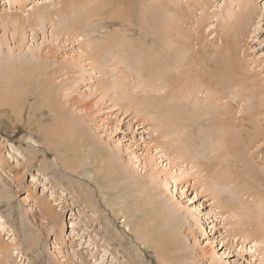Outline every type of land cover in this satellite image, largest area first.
<instances>
[{
  "label": "rangeland",
  "instance_id": "rangeland-1",
  "mask_svg": "<svg viewBox=\"0 0 264 264\" xmlns=\"http://www.w3.org/2000/svg\"><path fill=\"white\" fill-rule=\"evenodd\" d=\"M65 1L0 0V248L10 246L7 264H264V241L240 237L236 216L215 197L202 163L218 162V170H227L238 162L236 189L247 201L255 188L264 193V171L251 178L245 154L236 157L244 149L230 138L224 143L225 136L214 139L208 127L212 112L186 130L199 140L195 161L175 160L177 141H170L175 135L165 137L153 119L125 110L112 87L132 75L141 88L151 85L143 96L163 95L164 101L171 91L169 73L182 85L179 79L199 68L219 69L214 80L219 84L223 77L217 86L231 110L250 117L259 105L264 122V0L241 19L252 18L242 32L234 25L244 0H208L203 9L196 0H137L134 6L128 0L121 14L114 12L121 16L110 19L113 6L105 8L103 19H95L97 33L80 38L55 35L50 22L34 24V8L55 10ZM144 11L151 21L176 24L163 50L148 31L143 53L150 62L139 66L138 53L116 57L121 49L112 44L102 47L100 65L94 41L108 34L112 40L120 30L133 42L142 39ZM173 40L183 47L168 46ZM168 52L166 74L162 56ZM233 75L237 80L226 83ZM163 83L157 93L156 85ZM141 88L134 87L136 95ZM179 103L192 108L186 100ZM199 125L212 135L205 136ZM257 148L264 157V144ZM228 186H215L223 200L233 196Z\"/></svg>",
  "mask_w": 264,
  "mask_h": 264
},
{
  "label": "bare ground",
  "instance_id": "bare-ground-1",
  "mask_svg": "<svg viewBox=\"0 0 264 264\" xmlns=\"http://www.w3.org/2000/svg\"><path fill=\"white\" fill-rule=\"evenodd\" d=\"M136 1L137 0H130V3L133 4V6H134L136 4ZM244 1H245L244 4L241 6L242 8H240V10H237V12H235L236 18H237V23H235L234 26L238 30V32H240V31L242 32L244 30L243 29L244 24L247 25V23L251 22L252 18H247L243 21L241 19L243 17L250 16L251 14L253 15L255 12V9H256V4L258 3L257 0H244ZM128 2H129L128 0H66L62 4V6L60 5L61 6L60 8L55 9V10H50L49 6H47V7L38 6V7L34 8V10L32 11V13L34 15L33 21H34V24H37L36 26L43 25L46 22L52 23L55 26V30H54L55 35H58L60 33L65 32V34L68 36H75V38H80L81 36L85 35L86 32L90 33V34L97 33V31H98L97 29H99L97 27L100 26L99 25L100 21H96L95 19L97 17H98V19L102 18V13H103V10H105V8L106 9H107V7L112 8V6H113L112 11L110 13V15H111L110 19L111 18H118L119 16H121L120 15L122 12L121 10H124V7L127 6V4L129 5ZM194 3L199 4V7H201L202 9L207 7V5L209 4L208 0H196V2H194ZM240 3H242V0ZM197 4H196V7H198ZM129 8H130V6H129ZM114 12H116V13L120 12V14H116ZM112 14H114V15H112ZM201 14H202V12H201ZM65 15H67L68 17L67 18L65 17L66 18L65 21L61 20V22H62L61 23L60 18L62 17L61 19H65L63 17ZM142 17L143 18L141 19L140 23H142L143 25L145 24L144 26L140 25V26H143L141 28H142V31H144V33H145V36L142 39L136 40L134 38V42H133L132 36L128 37L129 35L126 33V30H124V31L120 30V32L122 34H119V32L115 33L118 36L117 37L111 36V37H114V38H112V40H111L109 34L104 35L100 42L98 40L97 41L92 40V41H94V43H97L96 45L98 46V48L100 50V51H98L97 49L94 50L95 58L97 59L98 63H100V65H102L104 63L103 55H102V52H103L102 47L103 46L108 47L112 44L114 46L115 45L119 46L121 49L117 54H115L116 57H120L122 52H124V53H127V56H125V57L121 56V57L124 60H127V58L129 57L130 54H134V53L137 54L138 53V55H139L138 64H140L139 66H141V64L144 65L147 61L150 62L151 61L150 59L152 57L149 58V56H147L146 54L143 53L149 44V36H146V33L147 34L149 33L148 31H150L151 35L156 34L159 37L161 46L158 43L159 46H157V47H161V50H163L164 43L172 38V36H168L167 34H170V32L168 33V31H170L169 29H172V28L174 29V26L176 25V24H174L175 22L169 21L163 25L157 19H154L151 21L148 18L146 11L143 12ZM234 17H235V15L233 17H230L231 21L233 20ZM16 22H18V21H16ZM234 22H236V21H234ZM17 24H19V22ZM122 27H124V26H122ZM175 28H176V26H175ZM124 29H126V28L124 27ZM145 31H147V32H145ZM154 38H156V37H154ZM92 41H91V43H92ZM170 43L171 44H168V46L180 45V47H183L181 45L182 41H179V40H177V42H174V40H173ZM97 46H96V48H97ZM149 47H150V45H149ZM156 48L154 47V49H156ZM142 54L145 55V58L142 57ZM104 55H105V53H104ZM173 55H175V54H173ZM136 57H138V56H136ZM170 57H171V52H168L167 54L165 53L162 56V58H163L162 60L165 61V63L162 62V65L164 67L162 69L163 73H166V74L168 73L169 58ZM136 59H138V58H136ZM154 60H157V58H154ZM120 62H122V61H120ZM158 62H159V60H158ZM216 62H215V65H216ZM214 67H216V66H214ZM229 68L230 67H228V69ZM199 69H200L199 72H197V70H196V73L191 72V74L188 77L184 76V78L179 79V80L183 81L182 85L177 83V79L171 73H169V75L166 77V79L171 80V82L168 83V86L171 85L170 88H168V89H170L171 91L166 92V94H165L166 98H163V99H165L164 101H160V100H162L161 98L163 97V95L159 96L158 94L157 95L148 94V95L143 96L142 93L145 92V90H146L145 88L147 86H151V85L142 83L144 85V87L141 88V81L140 82L137 81L138 78L135 77L134 75H133L134 76L133 78H132V75H128L129 77L127 76V77L120 79L118 81V84L114 83L115 86H112L115 89H113L112 87L111 88L113 89V91L116 90L113 92L114 94L116 92V94H115L116 97L119 96L118 98L120 99V101H122V102L124 101L126 103L125 105H127V108H124L125 110L131 108V110L133 109L137 115L143 116V118L145 120L153 119L155 121L154 125L162 130L161 132H162L163 136L167 137V136H170L171 134L175 135V137L173 136L172 139H170V141L172 140L173 142L175 141V139L177 141L174 144V147L176 148L175 149L176 154H175V152L173 153L175 156V160L185 159V160H191L192 162L195 161L193 156H192L194 154V151H195V150L193 151V148L195 147L194 145L197 144V141H199V140H196L197 138L195 137L194 134H192L193 132L192 133L191 132L186 133V130H188V129L190 130L192 125L200 122L201 120H204L206 118L205 116H208L207 114L208 113L210 114V112H212L213 117L210 120L211 121L210 124H208V125H212V126H208V127L210 129L214 130L213 131V135L215 136L214 139L217 141L218 136H220V135L225 136V137H223V140H224V143H226V144L228 142H230V141H227L228 138L232 139L233 143H236L238 145V147H241L244 149V150H242V149L240 150V148H239L238 152H237V154L238 153L239 154L238 155L236 154V157L237 156H238L237 158L240 157L239 159L241 160V156L243 155V153L245 154L243 166H245L246 172L250 174V177L251 178H253L254 176L263 177L261 175L260 171H264V166H263L264 157L262 155V152H259V150L258 151L253 150L254 147L257 146L258 147L257 149H259L264 144V122H263L262 117H260L262 112L259 109V105H256L257 107L254 109V111L253 110L250 111V113H251L250 117H238L237 112L235 110L232 111L230 106H228L227 102H225L226 99L224 96L227 97V95L223 96V94H224V93L222 94L223 90H220L219 89L220 87L218 88L223 77H222V79L220 78L221 80L219 79L220 80L219 84H217L218 82H216L218 79L216 81L214 80V77L217 76L215 74L217 72H219V69L218 70L216 69V72L209 70V73L205 69H202V68H199ZM213 70H214V68H213ZM145 71L148 72V70H145ZM140 72H142V71H140ZM210 72H212V73H210ZM222 72L224 73L223 70H222ZM149 74L151 75V73H149ZM229 74H230V72H229ZM146 75H148V74L146 73ZM223 75H225V74H223ZM235 75H237V73ZM235 75H233L232 79L234 78ZM142 76H140V77H142ZM228 76H230V75H228ZM224 77H226V76H224ZM144 78H145V76H144ZM18 79L19 78L17 77L16 81ZM229 79H231V77H228V80L226 78L227 82H226V80L223 82L232 83L233 81H235L234 79H236V78H234L233 80L231 79L230 81H229ZM16 81H15V83H16ZM149 81H150V78H149ZM246 81H247V79H246ZM154 82H156V81H154ZM164 82H166V80ZM241 83H243V82H241ZM248 83H245V84H247V88L249 86ZM137 84H138V86H136ZM164 85H165L164 83L161 85L158 84V86L156 85L157 93H161V91L163 89H165ZM134 87L141 88L140 92H138V95H136V93H135L136 90H134ZM154 89L155 88H153V86H152V90H154ZM154 93L156 94V92H154ZM201 93L205 94L204 97L201 96ZM232 95H234V93ZM243 95H245V94H243ZM180 100H186L187 103L192 105V108H190V110H189V108L185 107L186 106L185 102H184L185 106H184V103L183 104L179 103ZM244 100H245V97H244V99L242 98V101H244ZM245 102H246V100H245ZM257 102H258V99H257ZM187 107H188V104H187ZM250 107L251 106H249V108ZM248 115H249V113H248ZM206 122H208V121H206ZM212 122H214V123H212ZM248 122L249 123L252 122V126H253L252 128H251V125L248 124ZM206 125H207V123H206ZM27 127H28V125H27ZM199 127H200V125H199ZM209 128H205L204 126H203V128L200 127L201 130L203 129L202 132L205 136L212 135V133H211L212 130L210 131ZM204 129H206V130H204ZM243 129H245L247 132L248 140L244 139L245 135L243 136V133L241 132ZM168 132H170V133H168ZM179 134H183V135L179 136ZM30 137L33 138L31 135H30ZM199 139L201 140V138H199ZM35 141L37 142V140H35ZM201 142H202V140H201ZM242 151H244V152H242ZM195 152H197V149ZM187 153L189 155H186ZM227 155H228V152H227ZM245 157H247L249 159H247ZM250 160L253 161V163H251ZM237 161H239V160H237ZM233 162H235V161H233ZM233 162L228 165V167H230V168L227 170H224V169L218 170L217 169L218 162L217 163L214 162V164H209L207 162H204L202 164L204 165V167H207V169H208V171H207L208 178L210 179V177H212V179H213L212 182H210V180H208L209 181L208 185H209L210 189L213 191V193H215V197L218 198L219 201H221V205H223L222 207L225 208V210L228 212V214H230V215L233 214L236 216L237 226L239 228L237 231H239L240 237L243 238V240L253 239L255 243H260V242L264 241V193L259 192L258 189L255 188L252 192L254 194L252 200L251 201L250 200H248V201L243 200V198H242L243 192L241 193L240 190L236 189V181L238 179L236 175L238 173L239 163L236 162L235 164H233ZM211 171H213V173H211ZM244 171H245V169H244ZM252 180H254V179H252ZM215 181H216V183H215ZM246 182H248V181H245V183ZM217 184H224V186L229 185L228 187H230V185H232L233 189H234L233 196H230L229 198L225 197L226 199L223 200L222 199L223 196L221 195L222 191L217 190L215 187ZM243 185H245V184H243ZM246 185H247L246 188H248V189H251L253 187V185L251 183H248ZM242 188H244V187H242ZM232 190H230V191L232 192ZM243 202L245 203L244 205H242ZM260 206H261V210L259 211L258 208H260ZM9 247L10 246L7 245L6 247L0 248L3 250L2 251L3 256L1 257L2 258L1 260H3V261L1 264H7L8 256L6 253L7 251H5V250H7ZM4 252L6 254H4Z\"/></svg>",
  "mask_w": 264,
  "mask_h": 264
}]
</instances>
